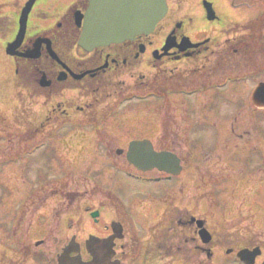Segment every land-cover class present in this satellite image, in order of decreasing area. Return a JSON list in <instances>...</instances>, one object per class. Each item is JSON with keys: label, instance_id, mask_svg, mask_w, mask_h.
I'll list each match as a JSON object with an SVG mask.
<instances>
[{"label": "flooded vegetation", "instance_id": "af4514ba", "mask_svg": "<svg viewBox=\"0 0 264 264\" xmlns=\"http://www.w3.org/2000/svg\"><path fill=\"white\" fill-rule=\"evenodd\" d=\"M30 1L0 0V264H60L71 244L62 264L78 262L76 185L57 178L45 186L14 187L8 178L34 157L29 152L35 147L44 151L46 143H58L68 152L77 142L82 144V156L88 147L90 154H84L80 167L84 174L98 170L97 165L101 174L109 159L114 162L108 165L118 167L113 156L124 154L114 145L120 138L114 123L123 122L126 105H138L136 116L149 112L166 127L161 139L164 151L176 154L185 170H197L203 179H215L218 173L226 174L225 180L235 175L237 155L259 144L256 114L264 117V103L255 102L253 93L264 84V0H199L194 8L170 10L150 37L137 36L91 51L80 41L92 0H35L18 41ZM205 2L213 6V21ZM191 143L195 151L189 148ZM65 165L68 173L76 170L74 162ZM52 172L62 174L58 167ZM93 212L102 218L105 208L89 210L88 215ZM174 217L167 218L164 228L171 220L179 231L193 230L197 247L191 251L197 264H202L205 252L211 264H244L237 259L244 249L259 252L254 262L264 264V233L259 238L254 224L227 232L209 218ZM241 219L233 223L241 227ZM201 221L212 237L208 246L196 235ZM116 223L123 238L116 241L113 261L186 264L184 259L164 258L170 252L159 247L154 237L159 233L141 241L123 217ZM111 235L97 232L89 237L106 240ZM106 245L99 242L91 252L81 245L83 261L91 263L96 254V264H105Z\"/></svg>", "mask_w": 264, "mask_h": 264}, {"label": "rangeland", "instance_id": "374dc122", "mask_svg": "<svg viewBox=\"0 0 264 264\" xmlns=\"http://www.w3.org/2000/svg\"><path fill=\"white\" fill-rule=\"evenodd\" d=\"M198 1L172 0V6L174 9H189L196 7ZM225 13L230 15L228 9L225 10ZM137 107L138 105L135 108L126 105L121 113L126 115L122 120L123 122L120 126L114 123L116 132L120 137L118 139L120 145L114 144L115 148H120L124 152L127 151L128 143L136 140L141 141L142 139L155 143L161 136L159 123L154 121L147 112H140L136 116V113H138ZM127 111L133 115L135 114V117L132 119L127 118L128 115L125 113ZM243 114L242 117H246ZM258 114L260 112L256 115ZM257 118L260 120L258 125L261 131L259 144L254 145L252 149H245L237 155L235 175H231L226 180L227 176L224 173H218L215 179L213 177L203 179L204 177L201 174L198 175L197 170H193L197 175L192 173V170H186L180 178L171 181L167 179L155 183L138 181L130 177L137 172L128 166L125 156L118 157L117 155H114L113 158L118 162V167L108 165L109 162L111 164L114 162L109 159L105 161L104 170L101 174L97 172L102 169L100 165H97L98 170H93L96 169L93 168L84 174L85 170L80 171L81 162L84 154L89 151L86 147L82 156L80 152L82 144L77 142L68 149V152L63 151V144L58 143H46L44 146H47V149L44 151L35 147L34 157L29 158L27 164L22 165L18 173L13 172L8 178L11 179L14 187L17 184L33 183L45 186L57 178H61L58 180L61 183L75 184L77 205L75 232L78 243L83 246L89 240V233H107L105 223L117 220L114 213L120 211L117 205H120L121 211H124L123 213L127 215L129 228L135 230L141 241H146L150 237L151 230L155 227L158 228V223L161 221L167 203L169 206L174 204L183 209L191 210L195 218L199 220L209 218L215 222L231 223L236 221L239 215H244L243 224L239 227L241 231L247 226H253L254 217V227L264 233V117L257 116ZM249 119L251 121L250 117ZM253 122L254 119H252ZM164 129L166 130V127L163 128L162 132H164ZM207 143L205 142L206 146ZM56 147L61 148H58L59 152ZM156 148L161 150L165 148V145H162L159 141L156 143ZM189 148L195 151L193 143L189 145ZM199 151L201 150L199 149ZM195 154L201 157V154L197 152ZM88 155L85 156L88 157ZM70 158L76 163V170L70 172L71 175L67 177V174L70 173L64 168L66 163L73 166ZM201 160L203 161V158ZM201 160H199V164ZM42 161L43 169L41 168ZM38 162L40 163V169H38ZM55 163H58L57 166H54ZM54 167H58L62 174L53 176L52 169ZM260 167L262 168L260 169ZM147 177L157 178L156 173ZM85 178H90V180L85 181ZM205 180L206 183H204ZM181 189H183V193H181ZM100 206H104L107 216L98 225H94L88 211ZM232 227L233 225L228 227V230ZM194 231L196 233L195 229ZM261 233L258 236L259 238L262 237ZM217 264L222 263L217 261Z\"/></svg>", "mask_w": 264, "mask_h": 264}, {"label": "water", "instance_id": "95a60500", "mask_svg": "<svg viewBox=\"0 0 264 264\" xmlns=\"http://www.w3.org/2000/svg\"><path fill=\"white\" fill-rule=\"evenodd\" d=\"M88 11L81 42L84 46L97 47L122 43L139 35L150 36L167 15L168 4L166 0H93ZM26 21L27 16L22 25H26ZM263 87L257 91L256 97L261 96ZM128 152L130 164L141 171L158 169L173 175L182 171L180 160L174 154L156 153L150 142L134 141ZM247 255L243 253L242 257Z\"/></svg>", "mask_w": 264, "mask_h": 264}, {"label": "trees", "instance_id": "16d2710c", "mask_svg": "<svg viewBox=\"0 0 264 264\" xmlns=\"http://www.w3.org/2000/svg\"><path fill=\"white\" fill-rule=\"evenodd\" d=\"M174 239V238H173ZM167 242H166V247H172V249L176 248V247H180L181 248V244H176V240L177 239H174V240H171L170 238H167L165 239Z\"/></svg>", "mask_w": 264, "mask_h": 264}]
</instances>
